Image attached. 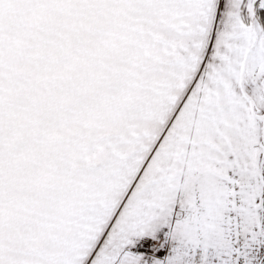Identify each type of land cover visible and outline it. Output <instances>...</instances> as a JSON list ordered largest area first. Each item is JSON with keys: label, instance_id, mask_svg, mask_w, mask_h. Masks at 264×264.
<instances>
[{"label": "snow or ice", "instance_id": "1", "mask_svg": "<svg viewBox=\"0 0 264 264\" xmlns=\"http://www.w3.org/2000/svg\"><path fill=\"white\" fill-rule=\"evenodd\" d=\"M0 264H264V0H0Z\"/></svg>", "mask_w": 264, "mask_h": 264}]
</instances>
